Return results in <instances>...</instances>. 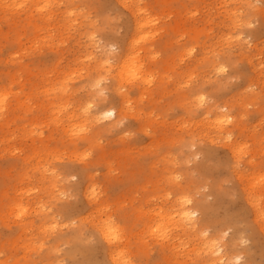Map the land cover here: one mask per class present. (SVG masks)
I'll list each match as a JSON object with an SVG mask.
<instances>
[{"label": "rangeland", "instance_id": "374dc122", "mask_svg": "<svg viewBox=\"0 0 264 264\" xmlns=\"http://www.w3.org/2000/svg\"><path fill=\"white\" fill-rule=\"evenodd\" d=\"M46 1L0 0V264H122L105 218L123 264H264V0ZM137 18L120 86L97 64Z\"/></svg>", "mask_w": 264, "mask_h": 264}, {"label": "bare ground", "instance_id": "6f19581e", "mask_svg": "<svg viewBox=\"0 0 264 264\" xmlns=\"http://www.w3.org/2000/svg\"><path fill=\"white\" fill-rule=\"evenodd\" d=\"M47 1H49V0H47ZM140 14H141L140 11L136 12L135 17H138ZM146 27H147V22H141L140 19L136 20L134 27H133L132 38H131V40H129L130 43H128L123 49H121L119 54H118V52L116 53L113 51V49H116L114 44H110L108 46L110 48V50L106 52V54L104 55V58L101 59V61L97 64V67H99V68L104 67V65H106L108 67V69H107L108 72L117 80L119 85L123 80H129L130 78H133L134 79L133 81H136V80L145 81V79L147 80L146 77H148V75L147 76L144 75L145 74L144 73L145 72L144 63H143V60L141 59L139 48H137L138 43L136 42V41H139V40H136L137 38L140 39V38L147 37L146 31L144 33V30L146 29ZM142 33H144V34H142ZM138 34H140V35H138ZM149 49L150 48L146 47V48H144V51L148 52V51H150ZM92 86L95 89L94 95L99 94L102 91L98 77H96V80L94 83H92ZM0 94H2V93H0ZM122 97H123L122 101H126V98L124 97L123 94H122ZM60 107H62V106H60ZM222 107H226V104ZM65 108H66V106H65ZM89 109H90V107H89ZM99 109L96 110L99 113L97 116H93V115L88 114L89 113V110H88V111H86L85 117H87V118L90 117L92 122L93 121L97 122V121L101 120L102 118H110V117L116 118L118 120L120 117L123 116V111H124L123 106L120 107L119 109H115L114 107H106V108L102 107V109L101 108H99ZM216 110L217 109L209 108L207 110V113H213V111H216ZM217 112H220L221 114L216 113L217 115L214 116L213 121L216 124H218L219 126H221L223 124V121H224L223 116H225L226 113L222 112L221 110H217ZM75 115L76 114H74V115L72 114V116L71 115L70 116H71V118H74ZM86 119L84 118L83 120L85 121ZM69 122H70V120H69ZM75 123H77V122H75ZM79 123H81V121ZM83 124H85V123H83ZM68 126H69V124H68ZM76 126H74V127H76ZM78 128L77 129L75 128L76 129L75 132H78L77 131ZM75 129L73 128L72 130H75ZM80 131H82L81 128H80ZM72 133H74V132H72ZM94 133H95V131H94ZM86 136H88V134ZM89 136H88V138H89ZM92 192H90V193H92ZM90 198H94L93 194H92V197H90ZM175 202L177 204L174 203V206H176L175 208H177V211H178V213H176V215H178L177 218H178V222L180 223V225H182V226L189 225V226H191V228H193L195 225L194 215H195L196 210L191 209L189 206H187V204L185 203L186 200L179 199V201H178V199H176ZM15 205L17 206L19 204L16 203ZM10 207H12V206H10ZM161 211H157L153 215H158L161 219H163L164 215L161 213ZM163 212H164V210H163ZM159 217H158V219H160ZM171 217L172 216H170V218ZM166 218H167V216H166ZM170 218H169V220H170ZM161 221L158 224L157 223L154 224L155 229H160L163 226ZM165 224L167 225V223H165ZM94 226L96 227V230L100 235V238L107 245L108 250H109V252H108L109 256L113 260H116V259L120 260V262L122 264L125 263L126 261L124 259H122L124 257V256L122 257L123 248L119 247V243L122 240V235L120 234V228L114 222H112L109 218H105V219L98 221L96 224H94ZM219 251H220L219 247L217 249H214L213 246H209V248H208L209 253H214V252H219ZM223 256L224 255L222 254L219 258H222Z\"/></svg>", "mask_w": 264, "mask_h": 264}]
</instances>
